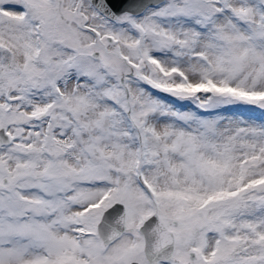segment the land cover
I'll return each instance as SVG.
<instances>
[{
	"label": "snow or ice",
	"instance_id": "6c2138e0",
	"mask_svg": "<svg viewBox=\"0 0 264 264\" xmlns=\"http://www.w3.org/2000/svg\"><path fill=\"white\" fill-rule=\"evenodd\" d=\"M0 264H264V0H0Z\"/></svg>",
	"mask_w": 264,
	"mask_h": 264
}]
</instances>
